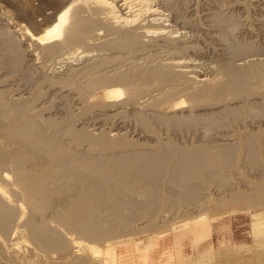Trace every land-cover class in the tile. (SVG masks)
Returning a JSON list of instances; mask_svg holds the SVG:
<instances>
[{"label": "bare ground", "instance_id": "6f19581e", "mask_svg": "<svg viewBox=\"0 0 264 264\" xmlns=\"http://www.w3.org/2000/svg\"><path fill=\"white\" fill-rule=\"evenodd\" d=\"M176 3L0 0V49L6 55H0L5 64L0 70H10L0 78V264H192L182 240L192 234L196 247L212 235L217 218L203 210L211 185L206 192L186 187L187 206L173 214L160 207L162 213L156 212L160 188H151L146 206L154 213L134 234L198 212L184 221L185 228L172 225V248L167 229L149 236L144 248V239L120 240L116 234L119 221L128 227L133 220L126 219L127 211L145 208L121 190L139 192L118 180L119 168L128 176L129 167L135 166L134 172L138 167L139 176L158 186L177 156L169 181L181 188L193 170L205 181L207 164L245 149L252 153L256 138L264 135V41H250L255 30L224 5L203 14L198 1L184 9ZM256 25L264 38L261 20ZM247 35L253 37L245 40ZM66 66V75L57 77L56 69ZM227 119L238 123L235 131L231 125L233 134L200 145L182 147L156 136L158 126L166 133L176 124L195 123L207 140ZM244 134L250 135L245 146L238 139ZM250 190L252 195L237 193L232 201L253 212L232 213L249 214L257 233L264 234L261 212H254L264 206V179ZM105 217L112 223L116 218L117 225ZM230 248H215L219 259L209 258L217 264H256L252 251L240 252L236 260Z\"/></svg>", "mask_w": 264, "mask_h": 264}, {"label": "rangeland", "instance_id": "374dc122", "mask_svg": "<svg viewBox=\"0 0 264 264\" xmlns=\"http://www.w3.org/2000/svg\"><path fill=\"white\" fill-rule=\"evenodd\" d=\"M197 1H198L199 5L201 6L199 8V11L203 10L202 11L203 14L204 13H210V12L212 13L214 11L213 9H214L215 6L216 7H218L220 5L221 6H223V5L226 6V9H229L227 11L228 12L230 11L232 14H234V17H236L238 19L240 18L243 21V23L246 26H248V28L255 30L254 31L255 32L254 39L252 38L253 36L250 37V35H247L245 37L246 38L245 40H250L252 38V40H250V41H254L253 43H255V44H257V42H263L264 41V38L259 36L258 33H256V29L258 28V25H256L257 22H260V20H261V23H263V25H264V22H263V20H264V18H263L264 17V0H175V3L178 2L177 6L179 8H181L183 6L182 9H184V6H186L188 3H193V2L197 3ZM240 2H245V4H247L246 5L247 7L246 8L245 7H243V8L242 7H238L237 4L240 3ZM202 7H204L205 9L202 8ZM207 11H210V12H207ZM203 14H200V16H202L201 19H203ZM2 50L0 51V55H2L3 52H4V50H3V52H2ZM93 54L95 56L97 54V52H94ZM4 55L5 54H3L2 57H4V59H6V57H5L6 55L5 56ZM2 57H0V62H1L0 66H1V64L4 63V61H2ZM7 58H8V56H7ZM212 59L213 60H217L216 56L215 57L213 56V58L211 57V60ZM83 60H85V59H83ZM83 60L80 63H82ZM3 65H4L3 67H5V64H3ZM2 70L3 69L0 70V78L3 76L2 74L7 76L8 73L10 72V70H8L7 68H4L3 71ZM28 70H29V72L28 71H25V72L31 73L32 70L31 69H28ZM67 70H68L67 66L66 67H62V69L61 68L56 69L57 77L60 76V75L61 76L66 75ZM1 71H2V73H1ZM3 72H6V73H3ZM28 73H27V75H28ZM6 76H3V77H6ZM11 77H12V75H11ZM13 77H14V79H12V80L18 79L14 75H13ZM23 78L27 80L28 77H23ZM7 84H9V83H7ZM15 84L17 85V82ZM2 85H4V83H2ZM27 87H28V85H27ZM229 121L230 120L227 119V120H223V121L220 122L221 126H225V128H222L220 126V130H219V128H218L217 131L214 130L216 133H212L213 131H211V133H212L211 135H213L212 139L210 138L211 135L208 134L209 135L208 136L209 139L207 138V140H204V139H206V137L203 136L202 132H205V130H203V129H202L203 131L200 130L202 127L194 128V127H196L195 123H188V124L187 123H181V124H179V126H177V124H176V126L175 125H174V127L172 126V129H171L172 132L169 131L170 133L168 131H166V133H165V131L162 130V129L160 130V127L158 126L157 131L159 132L160 135L158 134L159 136L158 135H156V136L160 137L163 140L165 139L166 140L165 143L171 142V144H175V145H179L180 144V146H182V147L183 146L185 147L186 145L191 146L192 144L196 145L197 143H199L197 145H200L202 142H205V141H208V140L209 141H213L214 139L215 140L216 139H220L221 137L228 135V133H229V135L233 134V130L235 131V127H236V129L238 128V123L230 121V124H229L230 126L229 125H225V123L228 124ZM92 124L93 123H90V124H88V126H86L88 130H90V129L93 130V125ZM187 125H188V129H187ZM193 125H195V126H193ZM231 125L233 126V130L231 128L232 127ZM226 126L228 128L230 127L231 130L230 129L228 130V128H226ZM198 128H200V129H198ZM221 128L223 129L222 131H221ZM185 129H187V131ZM175 130H177V131L175 132ZM227 130H228V132H227ZM223 131H225V132H223ZM174 133H176V134H174ZM177 133H179V134H177ZM200 135H202V136H200ZM245 135H247V134H244L243 137H241V138L239 137L238 138V139H240V141H239L240 144L245 143L244 141H248V139L250 138V135L249 136L248 135L245 136ZM184 136H185V138H184ZM244 136H245V139H244ZM251 136H252L251 138L255 137L253 135H251ZM165 137H167V138H165ZM263 137H264V135H263ZM263 137H261V138L257 137L258 139L256 138V140H258V141H255L256 150L253 151L252 153L246 152V149H245L244 151L237 152V154L234 155L233 157H231L229 160L221 159V160H219V161H217L215 163L207 164V167H206L205 171L207 173L209 172V175H208V178H207L208 180L205 179V181H203L204 179H203V177H201V176H203V173L202 172L200 173L199 170H195V172L193 170L191 172V179H188V182L185 184L186 186H184V187L180 186L181 188L177 187L176 184L170 183V181H169L170 180L169 177L171 176V174H169V171H170V169L172 170L173 165L175 164V162L177 160V158H176L177 154H175L176 157L173 158L172 161L170 160L171 163L169 162V166L166 169L167 172L165 171L166 172L164 174L165 176L162 178V180H161V182H160V184L158 186H154L152 184V180L150 178L148 180V178H142L141 176H139L138 172H140L141 169L138 168V167H136L137 168V170H135L136 173L133 171L135 169V166L134 167H129L130 171H128L129 168H127L128 169L127 170L128 171V174H127L128 176H126V174H125L127 172H122L121 171V170H124V169H120L119 168V171H121V172L118 171V173H117L118 180L123 179L124 181H127L128 183L132 184L134 187H138L139 192H137V193L132 192V194H130V192H127L128 189H126V190L125 189H121V190L123 192H125V195L126 194L130 195L131 198L137 204H139V205L143 204V206H145V208L142 209V211H140L138 213H135V212L131 213V212L127 211L126 215H125L126 219H128L129 217H133V220L129 224V226L132 225L133 230L128 231L129 226L128 227L126 226V225H128V223L126 224V222H124V221H119L120 223L118 222L119 225H118V229H117L118 233H116V234H118L117 236L120 238V240L126 239L127 238L126 236H131L132 239L135 240V241L144 239L142 241L144 243L143 246L140 245L141 248H144L145 242L148 240L149 236H151L155 232H158V231L161 232V231H165L167 229L168 231L170 230L169 232L168 231L166 232L167 233L166 234L167 237L170 239L168 241L167 246H168V248H172L173 246H172V243H171V239H172V236L174 235V230L171 229L172 225H177L180 228H185V226H183L184 221L190 220V218L195 216L198 212L193 213V214L191 213V211L188 212V213H190L192 215H190L188 213H184V214H182L180 216H176L178 214H176V215L174 214L173 216H176V217L173 218L171 216L174 220L169 217V219L172 222H170V220L169 221L166 220L167 223H165L164 225L161 222H159V223L154 222L153 223L154 225L151 226L153 228L147 229L149 231L148 233H137V234H134L133 231L136 230L138 226L141 227L142 223L147 222L151 218L153 213H154V211H149L147 209L148 208V206H146V202H147L146 200L148 199L147 196L150 195L149 193L153 189H155L156 187H157L156 189L160 188L159 195H160V199L161 200H160V203L158 204L156 210H158L159 207H160V210L163 209L162 212L168 211V209H169V210H171V212L173 214V213H175V210L176 211L178 209L184 210L185 207L187 206L186 205L187 201L185 200L186 193H187L186 187L187 188H191V189L194 188L192 190L196 189V190H199L200 192H202V191L206 192L205 188L207 186L211 185L210 186L211 188L209 189V191L207 190L208 193L204 194L210 200L209 201L204 200V202L207 201V203L205 204V206H203L204 209L203 208L202 209L206 213L211 214V215L207 214L208 217H211V216L214 215L215 218H217V219H214L213 221L214 222L216 221V222H219V223L215 224V226H214L216 228V231H214L211 236H205V238L207 237L206 238L207 240L204 239V237H203L205 242L201 240L200 241L201 243H199L200 245L198 244V246H196V247H195V244L193 243L194 241H193V235L192 234H189L188 237H186V238H184L182 240V244H183L182 248H183L184 254L187 257V261L192 263V264H199V263L203 264L204 263L203 260L205 259V260H209L208 262L206 261L205 264H208V263L212 264V262H213V264H217V263H215V261H213L214 259H211L212 258L211 254H212L213 258L215 257V259H219V258H216L217 255L214 256L215 253L217 254V252L214 249L215 248H220V247L222 248L224 245H227L228 247H231L230 248V252H233V253L237 252L236 254L234 253L235 256H236L235 257L236 260H237V254H239L240 252H241L240 254L245 256V254L247 255L249 253V251H252L249 254H252V253L254 254V256H255L254 263H256V264H264V251H263L264 250V234H261V233L258 234L257 233L256 229L252 226V217L249 214L239 213L238 211H235V213L234 212L232 213V211H234L233 209H237V208H241V210L244 211V212H248V210L250 212H253V208L251 209L247 205L241 206V205H239L241 203L233 202L232 198L234 196H238V194L243 196L244 194L251 193V190H250L251 187L253 185H256L257 183L259 184L260 180L264 179V146H263L264 145V139H263ZM151 138L152 139L155 138V139H153L154 142L157 139L155 136H153ZM151 138H149V139L152 140ZM261 139L263 140V142H262ZM250 142H252V140H250ZM246 143L244 144V146L248 145V143L247 144ZM260 144H261V146H260ZM138 151H139V153L140 152H146V150H143V149H139ZM125 157L128 158L127 156H125ZM125 171H126V169H125ZM121 173H122V175H121ZM130 175H131V177H130ZM210 175H212V176H210ZM124 177L126 179H124ZM198 178H200V179H198ZM144 179H145V181H144ZM201 182H203L202 183L203 185L201 184ZM200 184L202 186H200ZM204 184H205V186H204ZM151 188H153V189H151ZM181 189H183V191H180ZM246 191L249 192V193H247ZM117 193L119 194V197L122 200L126 199L124 194L120 192V189L117 190ZM240 193H242V194H240ZM106 194L109 195L110 192H108ZM251 195H252V193H251ZM162 198H163V200H162ZM196 201L198 202V199H196ZM201 202H202V200H201ZM100 203H103V205H105V204H107V201L105 202V198H103ZM160 210H158L156 212H161ZM204 211H202V212H204ZM257 211L261 212V216H260L259 221L260 220L264 221V206H261V209L254 210V212H257ZM236 212H237V214H236ZM179 213H181V212H179ZM110 218L111 217H109V218L105 217L104 219H105L106 222H108ZM115 219L116 218L111 219L113 221V223L111 221H109V222H111L112 226H113V224L117 225L116 224L117 223V219L116 220ZM149 223L150 222H148L147 224H149ZM147 224H145L144 227ZM218 227H222V229L220 228L222 230V232H217ZM102 245L104 247V243ZM209 245H212L215 248H213V250L210 251ZM124 250H125L124 247L118 248L119 252H123ZM167 250H170V249H167ZM212 251L214 253H212ZM228 251H229V249L227 250V252ZM242 251L245 252V253H242ZM257 251H258V253H256ZM260 251L262 252V254H261ZM239 255H238V259L240 260V258L242 256H240V258H239ZM209 257H211V258H209ZM236 260H233V262L236 261ZM229 262H230V260L228 261V263ZM230 263L233 264L232 260H231Z\"/></svg>", "mask_w": 264, "mask_h": 264}, {"label": "crops", "instance_id": "0c3cea01", "mask_svg": "<svg viewBox=\"0 0 264 264\" xmlns=\"http://www.w3.org/2000/svg\"><path fill=\"white\" fill-rule=\"evenodd\" d=\"M217 223H219V222H216V223H214V224L212 225L213 232L216 231V228H215L214 226H215V224H217ZM220 228L222 229V227H218L217 232H222V230H221ZM212 234H213V233H212ZM211 246H212V245H211ZM212 247H214V246H212Z\"/></svg>", "mask_w": 264, "mask_h": 264}]
</instances>
